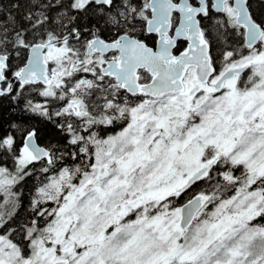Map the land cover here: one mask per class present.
Instances as JSON below:
<instances>
[{
    "label": "snow or ice",
    "instance_id": "snow-or-ice-1",
    "mask_svg": "<svg viewBox=\"0 0 264 264\" xmlns=\"http://www.w3.org/2000/svg\"><path fill=\"white\" fill-rule=\"evenodd\" d=\"M0 264H264V0H0Z\"/></svg>",
    "mask_w": 264,
    "mask_h": 264
}]
</instances>
